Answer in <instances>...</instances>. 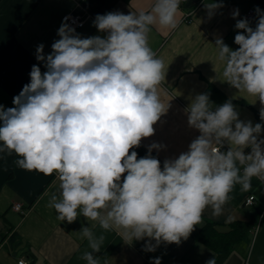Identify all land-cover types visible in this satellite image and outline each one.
<instances>
[{"label": "clouds", "instance_id": "9594fccd", "mask_svg": "<svg viewBox=\"0 0 264 264\" xmlns=\"http://www.w3.org/2000/svg\"><path fill=\"white\" fill-rule=\"evenodd\" d=\"M180 4L154 0L147 12L97 14L93 24L107 33L104 38H82L65 17L51 53L44 54L42 43L36 48L46 71L34 64L14 107L0 105V153H15L21 169L57 175L59 195H51L48 207L58 220L73 223L82 215L104 230L97 235L81 228L91 249L81 256L87 264H101L95 254L104 232L117 230L127 244L146 240L145 252L162 243L180 245L202 224L206 208L213 217L224 213L236 185L248 191L254 177L264 182V126L240 120L231 100L214 108L207 93L197 94L185 110L189 126L200 132L187 152L161 167L152 151L165 145L153 142L139 159L132 150L154 135L169 107L159 93L167 69L148 38L153 26H179ZM223 6L205 4L208 17ZM255 12V28L247 18L235 24L243 30L234 37L237 50L221 37L215 46L223 82L256 97L264 121V13L259 7ZM238 16L235 9L232 18ZM225 144L228 150L222 151ZM151 264H161V258ZM205 264H217L216 258Z\"/></svg>", "mask_w": 264, "mask_h": 264}, {"label": "crops", "instance_id": "0c3cea01", "mask_svg": "<svg viewBox=\"0 0 264 264\" xmlns=\"http://www.w3.org/2000/svg\"><path fill=\"white\" fill-rule=\"evenodd\" d=\"M210 2L224 5L211 18L205 8ZM153 4L154 0H84V8L91 18L76 32L82 38H104L107 33L98 31L93 24L97 14L147 12ZM257 7L264 13V0H187L180 4V23L175 30L159 25L152 27L148 42L167 69L159 93L161 101L169 107L154 125V135L142 139L141 145L147 150L153 142L165 145L160 151H152L162 162L187 152L190 143L200 135L189 126L185 111L197 94H209L214 108L231 100L240 120H251L253 125L259 123L256 114L261 105L256 97L223 82L224 64L219 61L215 46L216 38L221 37L226 45L237 50L239 46L234 43V37L243 30L236 29L235 24ZM235 9H239V16L233 19ZM74 10L73 0H0V62L6 63L0 71V105L14 107L13 98L30 82L28 72L20 63L9 62L10 56L22 47L35 58L36 48L41 43L44 54H50L52 43L59 39L57 31L62 18ZM248 20L255 28L257 17ZM39 63L44 67L43 62ZM260 138H264V128ZM225 145L227 151L228 145ZM250 151V148L245 149L246 154ZM18 158L15 153H0V264H18L20 259L27 264H87L81 256L91 249L80 230L89 227L97 235L104 230L97 221L86 220L82 215L73 223L58 220L55 209L48 207L51 195H59L57 175L46 176L21 169L15 163ZM251 183L248 191L235 186L221 216L213 217L212 209L206 208L202 224L180 245L162 243L155 252H145L142 249L146 240L127 244L117 230H111L104 232L105 241L95 255L101 264L105 260L107 264H151L156 257L161 258V264H205L213 256L216 258L212 249L197 240L208 221L226 224L255 218L259 222L264 213V182L254 177ZM250 197L255 198L254 203L246 205ZM15 204H21L23 211H15ZM247 240L237 246L248 245ZM237 251L235 246L224 264H264V222L254 233L250 248L239 256Z\"/></svg>", "mask_w": 264, "mask_h": 264}, {"label": "trees", "instance_id": "16d2710c", "mask_svg": "<svg viewBox=\"0 0 264 264\" xmlns=\"http://www.w3.org/2000/svg\"><path fill=\"white\" fill-rule=\"evenodd\" d=\"M9 62L20 63L28 72V74L30 73L34 64L38 65L42 72L45 71V68L22 47L14 51V53L9 58ZM5 65V62H0V71L3 70ZM256 117L258 122L264 126V121L260 120L259 113L256 114ZM132 150H135L138 153V159L148 154V150L142 145ZM152 155L160 160L161 167H163L162 160L154 153H152ZM256 226L257 220L255 218H252L249 221L234 220L226 224H218L208 221L198 234L197 240L205 244L216 253L217 264H224L230 257L234 247L248 236L255 233ZM144 264L150 263L145 262Z\"/></svg>", "mask_w": 264, "mask_h": 264}, {"label": "built area", "instance_id": "2783aa9c", "mask_svg": "<svg viewBox=\"0 0 264 264\" xmlns=\"http://www.w3.org/2000/svg\"><path fill=\"white\" fill-rule=\"evenodd\" d=\"M73 1L75 4V10L72 13L65 15L62 18V21L64 20L65 17H69V20L67 22L72 27H74L75 29L83 28L85 26L86 22L88 21V19L91 18V15L84 8V5H83L84 0H73ZM186 1L187 0H181V4L183 2H186ZM188 17H189V15H188ZM245 17L247 19H251V20L255 19L257 17V14L255 12V8H252L248 12H246ZM225 149H226V145H224L221 150L225 151ZM254 200H255L254 197H250L247 200L246 205H252L254 203ZM13 209L15 211L22 212L23 206L21 204H15ZM263 222H264V213L261 215L259 222H257L255 232L258 230V228L261 226V224ZM25 264H27V262H25Z\"/></svg>", "mask_w": 264, "mask_h": 264}, {"label": "rangeland", "instance_id": "374dc122", "mask_svg": "<svg viewBox=\"0 0 264 264\" xmlns=\"http://www.w3.org/2000/svg\"><path fill=\"white\" fill-rule=\"evenodd\" d=\"M253 238H254V234H252V236H248L247 237V239H249V240H247V244L248 245H239V246H241V247H238L237 245H236V247H237V249H238V251L236 252V254L239 256V254H240V252H243L246 248L248 249V248H250V246H251V244H252V241H253Z\"/></svg>", "mask_w": 264, "mask_h": 264}]
</instances>
